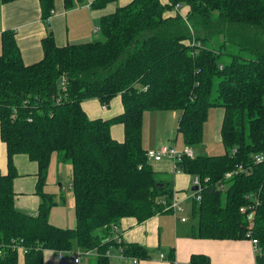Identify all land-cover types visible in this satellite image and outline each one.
<instances>
[{
  "label": "trees",
  "instance_id": "16d2710c",
  "mask_svg": "<svg viewBox=\"0 0 264 264\" xmlns=\"http://www.w3.org/2000/svg\"><path fill=\"white\" fill-rule=\"evenodd\" d=\"M54 1L39 0L45 23ZM83 1L63 0V5L70 9ZM114 2L94 0L91 6L99 10ZM176 4L179 11L166 17ZM98 28L99 39L64 47L48 34L42 59L32 65L23 63L14 33L1 35L6 171H0V264H44L45 252H71L74 244L96 253L88 264H110L106 253L116 246L114 228L120 222L141 224L172 213L167 207L173 181L155 170L142 145L144 112H180L176 135L182 149L195 151L210 108L224 111V152L182 156L173 167L200 182V200L195 190L190 204L191 219H197L192 237L255 239L256 264H264V163L255 162L256 156L264 158V0H132L101 17ZM116 97L123 112L111 119L91 120L82 109L88 100L107 108ZM117 124L121 142L111 135ZM53 154L71 167L73 228L49 222L56 203L45 186ZM16 155L36 164V215L14 206ZM119 246L125 258H150L140 245ZM169 261L175 264L173 256ZM190 264L209 261L195 255Z\"/></svg>",
  "mask_w": 264,
  "mask_h": 264
},
{
  "label": "crops",
  "instance_id": "0c3cea01",
  "mask_svg": "<svg viewBox=\"0 0 264 264\" xmlns=\"http://www.w3.org/2000/svg\"><path fill=\"white\" fill-rule=\"evenodd\" d=\"M93 1L84 0L70 9H65L63 0H55L48 23H45L41 17L39 0H16L4 4L0 0V54L1 35L9 31L14 33L15 42L19 48L23 63L25 65L36 64L43 57L41 43L48 34L53 36L57 47L92 41L94 40L92 38L98 35L94 33V29L98 26L99 19L113 14L116 8L130 3L132 0H116V2L108 4L99 10L92 8L91 4ZM162 1L166 3V0ZM182 12L187 14L188 7H183ZM175 13L174 11H167L165 16L174 17ZM82 109L91 120L111 119L123 112L120 97L114 98L106 109H103L97 100L83 102ZM209 110L214 111L210 113V116L214 123L215 131L219 130L218 137L220 139V128L224 111L222 108H210ZM172 118H175L174 114ZM143 132L145 134V126H142V145L146 150L143 144ZM111 135L114 140L121 142L123 140L122 126L113 125ZM173 144L174 139L169 136L167 144L160 143L157 147L159 148L161 145L172 146ZM13 161L17 172V176L13 181L14 206L21 212L36 215L40 203L39 197L35 194L36 164L29 161L24 155L14 156ZM154 167L160 174L169 175L172 179L174 199L179 202L184 214H158L141 224L128 220L120 222L116 228V233L119 236L116 246H112L108 250L110 264H133L130 259L120 254L119 246L117 245L119 241L123 244L140 245L149 252L150 258L138 260L137 264H171L169 261L170 256H173L175 264H190L191 257L195 255L207 257L209 264H256L255 257L258 251L252 245L251 240H213L192 237L194 222L189 219L188 215L193 192L192 177L184 173H174L172 163L168 160L155 163ZM0 171H6V150L1 140ZM47 185L48 176L45 187ZM69 189L71 190L70 184ZM186 203H189L188 208L185 207ZM181 218H185V221L181 222ZM61 220V218H57L59 223ZM70 223L71 221H68V224ZM113 239L115 240V238ZM45 255L49 256L47 259L56 257L63 262L62 264H74L72 256L69 259L63 254L59 258L57 252L50 251L44 253V259ZM94 256L92 254L84 258L82 264L93 262L95 260Z\"/></svg>",
  "mask_w": 264,
  "mask_h": 264
},
{
  "label": "rangeland",
  "instance_id": "374dc122",
  "mask_svg": "<svg viewBox=\"0 0 264 264\" xmlns=\"http://www.w3.org/2000/svg\"><path fill=\"white\" fill-rule=\"evenodd\" d=\"M92 39H99V35L94 36ZM110 105V104H109ZM176 112V113H175ZM214 111L208 110L207 120L203 129L202 143L194 148L195 154H203L205 156H215L222 154L223 147L218 137L219 130L215 131L213 127L214 123L210 116V113ZM175 118H172V115ZM180 112H144L143 115V126H145V134L143 132V144L146 150L155 151L160 143L167 144L169 136L174 139V144L171 147L182 150L183 142L180 135H176L177 123L180 117ZM176 137V138H174ZM176 139V140H175ZM176 141V142H175ZM165 146V145H161ZM160 146V147H161ZM170 146V145H167ZM206 150L205 152H203ZM48 175V185L45 190L54 196L56 205L51 209L49 222L57 228H73L74 227V213H73V197L72 191L69 189L71 184V167L68 163H60L56 154L52 155ZM185 207H189V203L185 204ZM191 208L189 209V219L192 222H196L191 219L190 216ZM61 218V222L57 221V218ZM68 221H71L68 224ZM77 246L74 244L72 253H79ZM66 258L70 259L69 254L64 253ZM56 255V254H55ZM45 255L44 264H62L63 262L57 259L48 258Z\"/></svg>",
  "mask_w": 264,
  "mask_h": 264
},
{
  "label": "built area",
  "instance_id": "2783aa9c",
  "mask_svg": "<svg viewBox=\"0 0 264 264\" xmlns=\"http://www.w3.org/2000/svg\"><path fill=\"white\" fill-rule=\"evenodd\" d=\"M180 9V6L179 4H176L171 11H174V12H178ZM52 13V12H51ZM184 15V13L182 14ZM94 33L95 34H98L99 33V28L98 26L94 29ZM103 109H106L105 107H103ZM146 156H147V159L151 162H154V163H159L163 160H168V161H171L172 163V166L174 167V163L175 161H179V159L182 157V156H187V157H190V158H193L195 157V153L194 151L189 148V147H186L184 149H182L181 151H178L175 147H171V146H161L159 147L158 149H156L155 151L153 150H148L146 152ZM255 162L257 164H262L264 163V158L262 156H256L255 157ZM231 176V173H228L226 175L227 178H229ZM199 180L198 178H194L193 179V182H192V186L193 188H197L196 189V194H193L194 198L199 201L200 200V187H199ZM258 203V201L256 200L255 202V205L256 206ZM254 206H251L249 208V212H248V216L247 218L248 219H251L253 218V210L254 209L253 207ZM167 210H170L172 212V214L174 215H177V214H184V210L183 208L180 206L179 202H177L174 197H173V200L171 202V204L167 207ZM244 210L243 209H240V213H243ZM181 222H184L185 221V218H181L180 219ZM117 229L114 228V235L115 237V240L117 242L119 236L118 234L116 233ZM251 243L252 245L254 246V248H256V251L257 250V241L255 239H251ZM121 244V241H119V243L117 244L118 246ZM15 249H17L18 251L21 252V254H24L25 253V250L21 247V246H15L14 247ZM79 253H72L71 252H67L69 254H71L72 256V260H73V263L74 264H82V261L84 258L94 254L96 256V253L92 252V251H82V250H79L78 251ZM119 252L120 254L122 253V250H121V247L119 246ZM66 253V252H58V256L59 258L62 257V255ZM106 256H109L108 255V252L106 253ZM132 261L133 264H137L138 263V260L135 259V258H128Z\"/></svg>",
  "mask_w": 264,
  "mask_h": 264
},
{
  "label": "water",
  "instance_id": "95a60500",
  "mask_svg": "<svg viewBox=\"0 0 264 264\" xmlns=\"http://www.w3.org/2000/svg\"><path fill=\"white\" fill-rule=\"evenodd\" d=\"M62 82H63V79L62 78H60L58 81H57V84H62ZM197 188H193V191H195Z\"/></svg>",
  "mask_w": 264,
  "mask_h": 264
}]
</instances>
